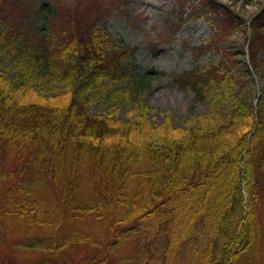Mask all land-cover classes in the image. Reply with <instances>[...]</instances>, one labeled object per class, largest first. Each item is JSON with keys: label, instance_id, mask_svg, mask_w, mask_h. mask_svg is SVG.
Wrapping results in <instances>:
<instances>
[{"label": "trees", "instance_id": "1", "mask_svg": "<svg viewBox=\"0 0 264 264\" xmlns=\"http://www.w3.org/2000/svg\"><path fill=\"white\" fill-rule=\"evenodd\" d=\"M128 1L0 0V45L21 55L14 75L0 69V253L27 264H264V0H240L253 13L176 0L162 35L202 17L215 31L194 54L219 55L171 75L208 108L184 128L131 109L143 86L134 49L104 27ZM44 79L60 87L48 96L33 83Z\"/></svg>", "mask_w": 264, "mask_h": 264}, {"label": "rangeland", "instance_id": "2", "mask_svg": "<svg viewBox=\"0 0 264 264\" xmlns=\"http://www.w3.org/2000/svg\"><path fill=\"white\" fill-rule=\"evenodd\" d=\"M71 0H64L70 2ZM230 4L238 12H255L257 6L244 4L240 0H222ZM176 0H129L124 10L114 11L104 21L105 30L109 38L117 45L128 46L134 49L132 56L131 71L134 75L143 80L140 95L132 99V108L141 104L147 106L148 120L152 125H159L164 119L171 122L173 127H185L187 121H193L192 125L203 119L207 106L200 98H197L191 89L177 86L172 81L171 75L176 72H183L193 69L195 65H203L211 60H217L218 54L203 52L195 56L194 47L199 43L207 42L212 37L215 28L208 20H191L180 25V29L168 35H162L167 29L171 12L176 7ZM42 17L36 21L42 26ZM237 41H243L241 35H236ZM18 48H21L18 45ZM197 57V58H196ZM260 73L264 74V63L259 54ZM21 61V55L14 50H7L0 45V69L4 70V76L11 77L15 74ZM257 95L262 88L261 77L252 74ZM263 79V78H262ZM34 84L45 89L43 93L51 95L52 87L57 86L46 79ZM58 88L60 86H57ZM194 95V96H193ZM99 100L107 101L106 92H102ZM94 107L91 112H96ZM129 112L125 107L119 110L118 117L126 118ZM196 118V121H195ZM200 125V124H199ZM2 253V252H1ZM0 253V264H12L7 257H13L15 264H27L23 257L13 254L11 251ZM79 253L77 256H84ZM3 255V256H2ZM5 257V258H3ZM237 264H251L246 261Z\"/></svg>", "mask_w": 264, "mask_h": 264}]
</instances>
